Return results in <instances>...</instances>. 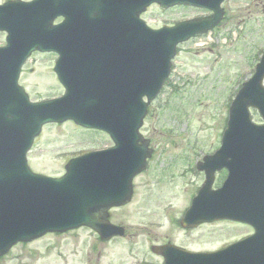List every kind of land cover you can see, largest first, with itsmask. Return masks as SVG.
<instances>
[{"label": "rangeland", "instance_id": "374dc122", "mask_svg": "<svg viewBox=\"0 0 264 264\" xmlns=\"http://www.w3.org/2000/svg\"><path fill=\"white\" fill-rule=\"evenodd\" d=\"M248 2L229 0L228 17L219 28L180 47L167 88L152 104L141 129L156 149L154 161L145 174L135 178L134 199L110 211V221L123 226L126 235L106 243L88 228L63 236L47 235L30 244H17L0 258V264H161L162 257L151 251L157 243L213 251L250 232L228 223L186 233L175 226L177 216L192 201V189L204 179L202 173L193 178L187 174L198 162V154L192 155L194 148L212 151L216 147L228 109V90L248 70L255 47L264 46V9L254 0L246 6ZM207 14L205 10L176 9L162 15L151 7L145 17L157 27L166 18L177 21ZM242 17L247 21L239 27ZM54 61V55L35 53L27 64L22 83L34 101L63 93L52 72ZM86 131L69 122L47 125L28 157L34 171L59 177L68 159L112 144L100 133ZM168 131L173 136H165Z\"/></svg>", "mask_w": 264, "mask_h": 264}, {"label": "water", "instance_id": "95a60500", "mask_svg": "<svg viewBox=\"0 0 264 264\" xmlns=\"http://www.w3.org/2000/svg\"><path fill=\"white\" fill-rule=\"evenodd\" d=\"M220 1L38 0L31 5L9 4L0 8V16H16L14 26H7L30 42L29 52L38 49L60 53L62 58L59 71L69 89L66 100L52 109L44 106V111L42 108H35L30 114L9 115L0 120V256L15 243L32 241L47 232L88 226L97 230L104 239L121 234L119 229L102 219L107 209L122 205L128 200L130 181L140 171L142 161L132 168L125 183L127 191L119 197L96 193L91 182L92 166L101 165V162H104L102 160L107 157H88L81 161L85 163L82 165L76 164L77 161L70 163L67 166L68 172H89V182L84 188L79 180L73 184L74 192L63 196L62 207L51 216L62 220L60 226L48 224L37 232L28 234L21 232L20 229H24V226L20 224L21 219L25 218L23 207L30 202L32 196H18L15 187L20 177L29 176L25 169L24 154L33 139L38 136L41 126L47 122L74 119L79 124L114 133L107 128L108 117L104 119L108 107L109 118H112L114 127L120 128L122 125L123 129L128 130L126 134H129V140H138L137 132L145 115V105L141 98L148 96L151 99L158 92L168 75L169 61L179 43L188 40L192 35L211 29L221 19L218 8ZM152 3L159 4L161 8L174 5L212 6L216 15L210 21L183 23L156 34L147 30L138 19L139 14ZM58 15H64L66 22L63 26L52 29L51 22ZM26 54L22 55L16 64ZM5 63V58L0 55V64ZM105 100L110 103H102ZM81 110L85 113L84 117L80 114ZM243 128L250 132L251 136H256L254 130L246 124ZM234 133L235 123L232 122L227 135ZM238 135L240 138H251L244 131ZM113 137L116 144L120 145V135L114 133ZM4 144L12 148L13 159L6 158ZM223 155L225 156V152ZM75 164L77 170L74 168ZM238 165L241 183L249 180L248 185L255 191L247 186V193L264 194V163L252 164L248 159H241ZM68 177L65 180H68ZM36 183L40 194L59 191L51 182ZM11 184H14V188ZM56 185L61 187L69 184L61 180ZM262 203L264 204V199ZM243 204L248 205L247 201H243ZM8 212L11 219H6L3 223L1 217L8 215ZM253 225L259 229L257 222H253ZM1 233L4 234L2 238ZM237 248L236 246L233 250Z\"/></svg>", "mask_w": 264, "mask_h": 264}, {"label": "flooded vegetation", "instance_id": "af4514ba", "mask_svg": "<svg viewBox=\"0 0 264 264\" xmlns=\"http://www.w3.org/2000/svg\"><path fill=\"white\" fill-rule=\"evenodd\" d=\"M258 3V2H256ZM258 4L262 5L263 9H264V1H260Z\"/></svg>", "mask_w": 264, "mask_h": 264}]
</instances>
